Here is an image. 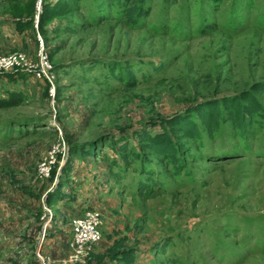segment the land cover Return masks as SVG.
I'll list each match as a JSON object with an SVG mask.
<instances>
[{
  "label": "rangeland",
  "instance_id": "374dc122",
  "mask_svg": "<svg viewBox=\"0 0 264 264\" xmlns=\"http://www.w3.org/2000/svg\"><path fill=\"white\" fill-rule=\"evenodd\" d=\"M66 1L0 0V264H264V0ZM250 94L245 137L209 135L200 107Z\"/></svg>",
  "mask_w": 264,
  "mask_h": 264
},
{
  "label": "trees",
  "instance_id": "16d2710c",
  "mask_svg": "<svg viewBox=\"0 0 264 264\" xmlns=\"http://www.w3.org/2000/svg\"><path fill=\"white\" fill-rule=\"evenodd\" d=\"M66 1V0H65ZM116 2V0H109ZM68 5L72 7L71 13L78 11V2L66 1ZM258 92L262 93L264 90L262 86L258 89ZM1 105V104H0ZM2 106H0L1 108ZM262 110V104L259 99L254 95H242L223 98L220 101L213 102L212 104L201 106L198 110V119L209 135H212L218 130L221 122L224 120L225 113L227 114V120L236 130L239 135L244 138L246 135V129L257 121L260 111ZM175 129L182 133L185 137L191 138L192 136H199V126L192 118L179 119ZM153 144L151 150L159 156L176 158L177 148L174 143L168 138L164 137L163 140H159Z\"/></svg>",
  "mask_w": 264,
  "mask_h": 264
},
{
  "label": "built area",
  "instance_id": "2783aa9c",
  "mask_svg": "<svg viewBox=\"0 0 264 264\" xmlns=\"http://www.w3.org/2000/svg\"><path fill=\"white\" fill-rule=\"evenodd\" d=\"M23 60L21 54H12L9 56H0V70H10L19 66ZM44 164V170L48 172L49 164ZM101 217L96 213H87L82 217H76L72 220V231L74 235L73 246L80 252L90 244L98 243L102 238Z\"/></svg>",
  "mask_w": 264,
  "mask_h": 264
}]
</instances>
